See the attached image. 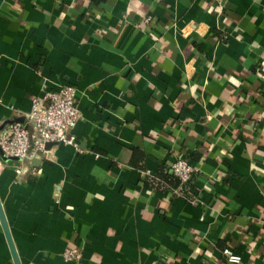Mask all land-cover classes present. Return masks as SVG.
Returning <instances> with one entry per match:
<instances>
[{"label": "crops", "instance_id": "0c3cea01", "mask_svg": "<svg viewBox=\"0 0 264 264\" xmlns=\"http://www.w3.org/2000/svg\"><path fill=\"white\" fill-rule=\"evenodd\" d=\"M65 85L78 147L0 150L20 264H264V0H0V135Z\"/></svg>", "mask_w": 264, "mask_h": 264}, {"label": "built area", "instance_id": "2783aa9c", "mask_svg": "<svg viewBox=\"0 0 264 264\" xmlns=\"http://www.w3.org/2000/svg\"><path fill=\"white\" fill-rule=\"evenodd\" d=\"M77 89L65 85L57 91L48 92L44 100H34L32 109L26 114L27 124L12 123L0 135V150L6 158L21 162L43 153L48 144H64L78 147L74 130L81 119L77 102ZM259 121L264 122V115ZM172 174L182 183L190 181L196 168L186 159H176L171 165ZM21 175L23 168L15 170ZM196 201V199L194 200ZM223 257L231 264H241L242 257L226 247ZM66 261L79 259L78 250H67Z\"/></svg>", "mask_w": 264, "mask_h": 264}, {"label": "water", "instance_id": "95a60500", "mask_svg": "<svg viewBox=\"0 0 264 264\" xmlns=\"http://www.w3.org/2000/svg\"><path fill=\"white\" fill-rule=\"evenodd\" d=\"M51 146H53V144H48L46 146V149L49 148V147H51ZM39 154L41 155V153H39ZM33 162H38V160L33 161ZM0 222H1V225H2L3 230L5 232V235H6L8 244L10 246L13 259H14V261H15L16 264H20V260H19V257H18L16 248H15L14 243H13V240L11 238L10 230H9V227H8L6 215H5L4 208H3V205H2L1 200H0Z\"/></svg>", "mask_w": 264, "mask_h": 264}]
</instances>
